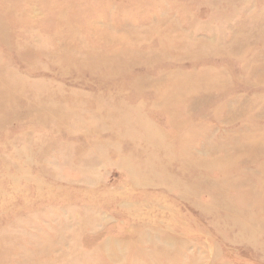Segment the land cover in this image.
Masks as SVG:
<instances>
[{
    "label": "rangeland",
    "instance_id": "obj_1",
    "mask_svg": "<svg viewBox=\"0 0 264 264\" xmlns=\"http://www.w3.org/2000/svg\"><path fill=\"white\" fill-rule=\"evenodd\" d=\"M263 8L264 0H0V71L27 90L0 112V264H264V32L251 33L263 51L250 69L252 48L244 61L213 50L192 59L197 44L183 37L202 35L219 51L231 35L248 37ZM205 68L225 70L223 84L186 97L180 111L165 109L174 91L155 105L156 91L173 85L159 79ZM67 103L87 113L74 107L57 127ZM125 116L136 148L113 135ZM188 121L203 134L191 146L211 163L227 154V169L189 171L157 151L167 144L179 155ZM203 137L221 154H204ZM136 150L164 172L138 171L139 159L128 160ZM240 179L249 188L233 184Z\"/></svg>",
    "mask_w": 264,
    "mask_h": 264
},
{
    "label": "bare ground",
    "instance_id": "obj_2",
    "mask_svg": "<svg viewBox=\"0 0 264 264\" xmlns=\"http://www.w3.org/2000/svg\"><path fill=\"white\" fill-rule=\"evenodd\" d=\"M233 6L236 7V1H231L230 2ZM235 7H233L234 9H236ZM221 16H227V14H224L222 13ZM255 18V21L256 22H252L253 24L251 25L250 22L249 23H246V25H244L240 30H246L245 28H248V25H251V32H249L248 34V37H238L236 35H231V38L229 40V45H227V47L224 49H221L219 51H217L216 47H214L212 44L208 43L207 40H202L204 38V36L202 35H197L196 38H190L188 37L187 33H185V31H183V37H187L189 41H191L189 44L191 45H194V44H197V48L196 46H188L189 48V51H190V56L192 57V59H196V58H201L203 57L204 55H206L208 52L212 51L214 53H219V52H232V53H237L238 54V57H242L243 58V61L245 59V56H246V53L248 51H250L252 48L253 49V52L255 54V56L253 57V61L252 62H249L248 60L246 61L245 63V69L247 68H251L252 65H254L255 63H257V59L259 56H262V51L263 49L261 50H256L254 48V43L251 42V40H253L251 33L254 34V31L258 32L256 35L259 36L261 35L263 32H264V8L262 9V12L259 16L258 12L257 14L254 16ZM260 19H263V21H260ZM175 26V25H174ZM175 29L174 30H177V27H174ZM239 31V30H237ZM224 33V32H223ZM208 34V33H207ZM232 34V32H231ZM251 35V36H250ZM255 35V34H254ZM223 36H226L225 33L223 34ZM259 39V38H258ZM258 39L257 41H255V43L258 42ZM173 40V38H172ZM221 41H224V42H227L228 41V38L226 37H223L221 38ZM188 44V45H189ZM183 45H187L186 42H183ZM181 47V46H180ZM247 47H249L247 49ZM211 53V52H210ZM89 58L88 60L90 61L91 60V57H87ZM122 59V57H119ZM59 60H67V58H65V55L63 54L62 57L58 58ZM73 59V58H72ZM75 60V59H73ZM88 60H85V64L88 62ZM84 62V60H83ZM249 62V63H248ZM210 70L208 68H205V70L203 72H191V73H188L186 75H179V76H172V77H168V78H164L163 79H159V81H157V84H162L163 82H165L166 79H170L171 82H172V86L170 87V89H164V87L158 89L156 91L157 93V97H156V106H159V107H163L165 105V103L167 102V100L165 99L167 96H168V92L170 91H174V92H177L178 95L180 96L179 99L177 101H174V102H170V106H165V109L167 110H176V111H180V107L183 106L182 104V101L186 98V97H189L191 94H194L196 92H202V91H205L206 89H214L215 87H218L220 85L223 84V79H225V74H226V71L225 70H219L217 72V74L215 75H211L210 74ZM15 75H13V73H6L4 74L3 72L0 71V112L3 111L4 109H10L11 111L14 109H16V106L14 104H12V97H20V96H24L25 93H27V90L24 91V89H21L19 92H18V87H17V84L15 83H11V79H15L14 78ZM18 79V78H16ZM172 79H175V80H172ZM4 80V81H3ZM253 80H256V79H253ZM4 85H2L3 83ZM15 84V85H14ZM24 84V83H23ZM136 85H138L136 83ZM22 86V85H21ZM36 96H39V94H35ZM32 96V95H31ZM101 105H103L101 103ZM119 105V104H118ZM117 105V106H118ZM225 107H227V105L225 104L224 105ZM77 108V110H80L81 114H85L87 113V111H85L86 107L84 104H77L75 103L74 104H65L64 107L61 106L59 109L62 110V114L60 115V117L55 121V123L57 124V127H65L67 126V123L69 122V116H70V113L68 112V110H72L74 111L75 108ZM115 106L111 105V106H108L107 108V111L112 113V112H117L119 111L118 110H115ZM221 109H223L221 107ZM99 110H94L93 113L94 114H98ZM217 111H220V109L216 110ZM127 112V111H125ZM92 113V111L90 112ZM92 113V114H93ZM89 114V112H88ZM89 115V116H93V115ZM173 114L176 116L177 113L173 112ZM251 114V113H250ZM53 116V115H52ZM253 113L251 114V117H253ZM127 116H125V119L124 120H121L120 123L118 124V122L116 121V127L113 129L114 131V137L117 138V140L121 141V140H129L131 142H133V148H136L138 145H139V141L141 140V138H136L135 135L136 134H131L129 132V125L128 123H131L130 121L127 120ZM53 119V118H52ZM249 120V119H248ZM250 122V120H249ZM140 124L143 126L144 129L146 130H149L151 129V124L146 122V121H143V119H140ZM122 127L124 128L125 132H123V129ZM132 129V128H131ZM198 127L194 124V122H186V124H184V126H181V134L175 139L176 143V149L179 150L178 151V154L179 155H176L173 148H171V146L169 145H162L160 143H158L159 145L157 146V151L159 150H164L166 151L169 155V157H177V159H179L180 161L182 162H185L187 163V167L190 168L189 171H194V172H198L199 170H201L202 168H205V169H208L210 167H213L215 165H218L221 167V165H225L223 166L224 169H227V164L229 165L231 163V161L228 163H225L226 161L225 160V153H222V157H220L218 153L219 151V146H215V145H208L207 144V141L205 140V137L204 138V147H202V149L204 150V154H219V158H217V160H215V163L214 162H209V159H207L205 157V155H200L192 146L191 144L194 143V142H198V139L199 137H202V135L200 134L199 130H197ZM205 136V135H204ZM148 139L146 141V144L147 146H150L152 145L151 143V139H150V135L148 134L147 135ZM140 139V140H138ZM155 141V140H154ZM219 145V143H218ZM248 145V144H247ZM226 146H223V150L225 149ZM261 148V147H260ZM149 149V148H148ZM222 149V148H221ZM154 150V148H153ZM225 151V150H224ZM138 153H141L142 154V151H138L136 150L135 154L133 156H129L128 160H133V159H139V162H140V165H139V170L138 171H143V173L145 172H148V171H157V167L159 169H161V172H164L165 168L164 166L166 164H158L157 167L154 166V165H149V163H145L142 161L141 159V154H138ZM255 153L256 151L253 152V156H255ZM145 154V153H144ZM258 155V154H257ZM232 156V155H231ZM149 157L151 158L152 157V160H151V163H153L154 161V157H153V154L149 155ZM133 158V159H132ZM143 158V157H142ZM214 158V157H213ZM77 158H75L76 160ZM74 160V161H75ZM228 160V159H227ZM247 160V159H245ZM245 160H242V162L244 163ZM145 161H147L145 159ZM130 162V161H129ZM241 161H238V163H240ZM233 163V161H232ZM192 164V166L194 165V167H191L190 165ZM155 167V168H154ZM187 167H183L182 168L187 171ZM260 169H263V165L261 166ZM258 184L264 188V179L263 178H259L258 180ZM245 183V185H244ZM237 186H241L242 188L246 187L249 188V181H245V179H240L239 181L233 183ZM214 186V185H213ZM208 187V186H207ZM251 188V187H250ZM252 189V188H251ZM248 191V190H247ZM253 192H251V196H255L257 198V190L255 188L252 189ZM262 193V192H261ZM243 195V197H242ZM244 191H243V194H240V202L243 203L245 198H244ZM262 195L264 196V193H262ZM262 198V196H261ZM258 201H262V199L258 198L256 199ZM233 219L236 221V223H241L240 219L238 218L237 214L235 213L234 214V217ZM246 225V223L244 224V226ZM242 225L243 228L247 227L245 226L244 227ZM99 251V250H97Z\"/></svg>",
    "mask_w": 264,
    "mask_h": 264
}]
</instances>
